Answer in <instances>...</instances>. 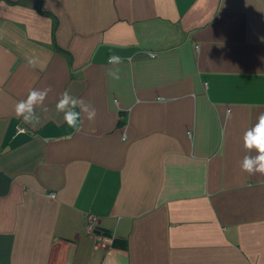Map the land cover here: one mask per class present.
Wrapping results in <instances>:
<instances>
[{
  "label": "crops",
  "instance_id": "obj_1",
  "mask_svg": "<svg viewBox=\"0 0 264 264\" xmlns=\"http://www.w3.org/2000/svg\"><path fill=\"white\" fill-rule=\"evenodd\" d=\"M261 112L264 0H0V264H264Z\"/></svg>",
  "mask_w": 264,
  "mask_h": 264
},
{
  "label": "clouds",
  "instance_id": "obj_2",
  "mask_svg": "<svg viewBox=\"0 0 264 264\" xmlns=\"http://www.w3.org/2000/svg\"><path fill=\"white\" fill-rule=\"evenodd\" d=\"M123 63V60L120 56L116 54H111L108 59L109 65H120ZM28 64L30 66H35L36 60L29 59ZM120 69L117 67L115 72L112 71V68L107 70V74L113 80L120 79ZM51 91V88H44L43 90L34 89L29 91L26 99L19 101L15 105L14 114L18 118H22L25 124L30 125L35 128L37 124H33V119L39 120V117L36 116L35 109L41 105L45 98L48 96V93ZM159 102L164 103V97L157 98ZM83 104V107L81 105ZM79 108L80 111H76ZM42 111H48V108L45 107L41 109ZM55 111L57 113H63V121L70 128H78V122L80 121L81 113L86 114V119L93 120L95 118V109L91 108L88 104H85L83 100L77 99L72 96L68 91L61 93V96L56 103ZM226 118L231 117V111L226 112ZM21 132L27 131V129H21ZM244 148L248 151L255 149L257 155L252 157L246 155L242 164V170L249 175L259 173L264 176V112H261L257 117L256 124L247 130L243 137Z\"/></svg>",
  "mask_w": 264,
  "mask_h": 264
},
{
  "label": "built area",
  "instance_id": "obj_3",
  "mask_svg": "<svg viewBox=\"0 0 264 264\" xmlns=\"http://www.w3.org/2000/svg\"><path fill=\"white\" fill-rule=\"evenodd\" d=\"M49 196H50V198H52L55 195L52 193V194H49ZM84 229H86V231L88 233H90V232H92L93 234L95 233L96 228H95V217L94 216L89 215V217L85 221ZM96 237L100 238L99 234H96ZM108 240H109V242H112L111 238H108Z\"/></svg>",
  "mask_w": 264,
  "mask_h": 264
}]
</instances>
